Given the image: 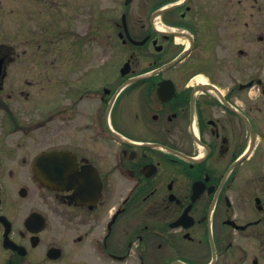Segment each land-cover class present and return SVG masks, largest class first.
<instances>
[{"label": "flooded vegetation", "instance_id": "flooded-vegetation-1", "mask_svg": "<svg viewBox=\"0 0 264 264\" xmlns=\"http://www.w3.org/2000/svg\"><path fill=\"white\" fill-rule=\"evenodd\" d=\"M0 30V264H264V0H0Z\"/></svg>", "mask_w": 264, "mask_h": 264}, {"label": "rangeland", "instance_id": "rangeland-1", "mask_svg": "<svg viewBox=\"0 0 264 264\" xmlns=\"http://www.w3.org/2000/svg\"><path fill=\"white\" fill-rule=\"evenodd\" d=\"M53 22V21H52ZM18 30V28H16V27H13V29H12V37H14V38H12L13 40V42H16L17 43V40L19 41V42H22V41H24V40H29V39H25V32L23 33V35H22V33H18V32H16ZM49 31H45L47 34H49V32L51 31V29H48ZM3 31H1L0 30V36L2 35L1 33H2ZM45 32H43V40H52V36H49V35H46L45 34ZM22 35V36H21ZM45 37H47L46 39H45ZM31 40H36V38H34V39H31ZM61 43H62V46L61 47H59L63 52H68V49L66 50L65 49V45L67 46V44H66V39L64 38L63 40H61L60 41ZM26 46V50H27V54H28V56H30V57H40V56H46V57H53L54 56V54H53V49H52V47L50 46L48 49H44V54H40V50L38 51L36 48H33V47H35V46H30V47H27V45H25ZM23 47H21V48H19V49H16L15 48V52H20L21 51V49H22ZM37 51H38V53H37ZM45 51H48V53H46ZM15 66H16V64H13V66H12V68L14 69L15 68ZM13 74H16L15 72H12ZM16 75H12V76H10L9 78H8V80H10V81H7V83L8 84H14V83H16V84H19V82H21L20 80H11V79H13L14 77H15ZM18 86V85H17ZM30 104H35V101L34 102H30ZM29 104V105H30ZM29 105H28V111H32V112H35V108H31V107H29ZM3 119V113H0V120H2Z\"/></svg>", "mask_w": 264, "mask_h": 264}, {"label": "water", "instance_id": "water-1", "mask_svg": "<svg viewBox=\"0 0 264 264\" xmlns=\"http://www.w3.org/2000/svg\"><path fill=\"white\" fill-rule=\"evenodd\" d=\"M46 157L51 158V157H52V154L49 153L48 155H46ZM40 158H41V157H40ZM44 158H45V156H44ZM36 162H37V161H36ZM48 169L52 170V167H51V168H48ZM47 171H49V170H47Z\"/></svg>", "mask_w": 264, "mask_h": 264}]
</instances>
